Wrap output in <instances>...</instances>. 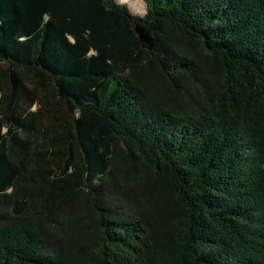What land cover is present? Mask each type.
<instances>
[{
	"label": "trees",
	"instance_id": "16d2710c",
	"mask_svg": "<svg viewBox=\"0 0 264 264\" xmlns=\"http://www.w3.org/2000/svg\"><path fill=\"white\" fill-rule=\"evenodd\" d=\"M140 2L0 0V264H264V0Z\"/></svg>",
	"mask_w": 264,
	"mask_h": 264
},
{
	"label": "rangeland",
	"instance_id": "374dc122",
	"mask_svg": "<svg viewBox=\"0 0 264 264\" xmlns=\"http://www.w3.org/2000/svg\"><path fill=\"white\" fill-rule=\"evenodd\" d=\"M138 1V8H137V10L139 11V12H143V9H142V3L140 2V0H137ZM137 4H136V6H137Z\"/></svg>",
	"mask_w": 264,
	"mask_h": 264
}]
</instances>
